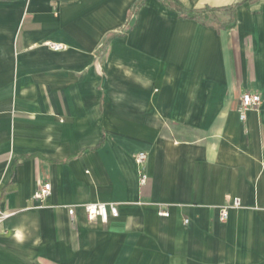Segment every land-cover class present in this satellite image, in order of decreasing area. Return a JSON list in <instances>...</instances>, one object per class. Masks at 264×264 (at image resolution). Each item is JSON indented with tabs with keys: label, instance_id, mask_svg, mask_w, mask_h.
Returning a JSON list of instances; mask_svg holds the SVG:
<instances>
[{
	"label": "crops",
	"instance_id": "1",
	"mask_svg": "<svg viewBox=\"0 0 264 264\" xmlns=\"http://www.w3.org/2000/svg\"><path fill=\"white\" fill-rule=\"evenodd\" d=\"M138 1L0 0V264H264V0Z\"/></svg>",
	"mask_w": 264,
	"mask_h": 264
},
{
	"label": "built area",
	"instance_id": "2",
	"mask_svg": "<svg viewBox=\"0 0 264 264\" xmlns=\"http://www.w3.org/2000/svg\"><path fill=\"white\" fill-rule=\"evenodd\" d=\"M44 44L54 51L64 50L66 45L62 42H56L53 40H46ZM262 103V98L260 94L252 91H245L241 94L238 104V111L240 119L245 121L248 116V112L251 110H258ZM147 152L139 151L135 154V162L138 168V175L141 184H145L148 180L147 172ZM52 184L50 182H41L39 187L34 191L32 195V200L36 203V206H44V200L51 194ZM240 204L239 199H236L232 206H238ZM86 212L87 218L90 221L100 219L103 222H107L110 217L119 216L118 204L114 202H88L80 205ZM229 207L225 206L221 208L220 218L221 220H227L229 216ZM76 205L68 206V213L70 216H74L76 213ZM159 215L169 216V211L160 208ZM9 216V213L0 207V226L3 221ZM190 220L185 219L188 223Z\"/></svg>",
	"mask_w": 264,
	"mask_h": 264
},
{
	"label": "trees",
	"instance_id": "3",
	"mask_svg": "<svg viewBox=\"0 0 264 264\" xmlns=\"http://www.w3.org/2000/svg\"><path fill=\"white\" fill-rule=\"evenodd\" d=\"M166 6L170 7L174 11H178L180 14H184L190 18H197L199 17L200 13L202 11H205L206 9L210 8H205L203 10H198V9H188L185 7L180 0H161ZM144 2V0H139L131 9V13L134 14L137 12L138 7ZM236 5H232L228 7L231 11L235 10ZM213 9V8H211Z\"/></svg>",
	"mask_w": 264,
	"mask_h": 264
}]
</instances>
